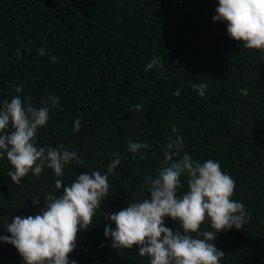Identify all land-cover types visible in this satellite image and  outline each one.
I'll return each mask as SVG.
<instances>
[{"label": "trees", "instance_id": "1", "mask_svg": "<svg viewBox=\"0 0 264 264\" xmlns=\"http://www.w3.org/2000/svg\"><path fill=\"white\" fill-rule=\"evenodd\" d=\"M217 7L218 0H0V107L16 95L31 96L37 108L49 95L59 98L36 143L63 145L85 160L65 166V185L84 172L107 174L112 154L121 157L109 174V197L78 234L69 256L75 264H149L136 246L111 247L104 230L115 225L105 216L138 197L150 199L145 177L157 176L164 146L178 135L181 156L219 162L236 181L232 199L250 214L240 230L217 234L213 243L225 253L220 264H264V53L232 40L227 24L213 20ZM155 58L163 67L146 70ZM194 83L207 84L204 98ZM16 86L23 91L15 93ZM178 89L179 98L173 95ZM76 119L82 120L79 132L73 131ZM129 141L150 147L132 154ZM9 171L5 155L0 237L10 235L6 226L16 216L39 214L46 194H60L50 169L39 177L29 173L19 185ZM181 182L178 195L188 190L185 175ZM33 198L41 199L38 206ZM165 226L178 229L170 218ZM205 230H212L208 221ZM0 264L24 262L14 246L0 242Z\"/></svg>", "mask_w": 264, "mask_h": 264}, {"label": "clouds", "instance_id": "2", "mask_svg": "<svg viewBox=\"0 0 264 264\" xmlns=\"http://www.w3.org/2000/svg\"><path fill=\"white\" fill-rule=\"evenodd\" d=\"M215 11L213 20L227 24L232 40L242 43L246 49L264 53V0H218ZM38 52L41 56L45 54L43 49ZM51 59L56 62L55 57ZM154 67H163L160 58L147 64L146 70ZM192 89L204 98L207 84L194 83ZM22 91L21 86L14 88L17 94ZM240 92L245 97L249 95L246 89ZM173 95L179 98L180 90ZM40 103L37 108L31 96L22 99L19 95L13 96L10 102L3 101L0 159L6 155L14 169L8 172V177L16 185L29 173L39 177L45 169L52 170L56 177L54 186L60 194H46L45 207L39 214L16 216L6 226L10 235L0 237V242L14 246L24 264H75L69 256L76 248L78 234L90 228L97 210L109 197L112 186L109 174H114L121 165V157L115 152L112 154L107 174L84 172L65 185L62 180L65 166L73 161L83 166L85 160L63 145L37 146L39 130L47 126L50 110L57 108L60 101L49 95ZM143 107L141 102L135 110ZM81 123V119L74 121V132L80 131ZM178 131L173 125L172 132ZM184 146V138L179 135L170 138L164 146V159L157 176L145 177L143 182L150 199L138 197L120 211L105 216L115 225V230L107 225L104 230L105 237L111 238L112 248L136 246L140 257L149 258V264H220L225 253L213 243L217 234L232 228L240 230L250 214L243 203L232 199L236 181L222 171L219 162L208 159L201 163L187 152L181 156ZM149 147L147 142L129 141L127 150L139 154ZM182 175L187 177L188 190L178 195V189L183 188ZM40 200L33 198V205L38 206ZM166 218L178 223L175 232L165 226ZM205 221L210 222L212 230L201 231Z\"/></svg>", "mask_w": 264, "mask_h": 264}]
</instances>
